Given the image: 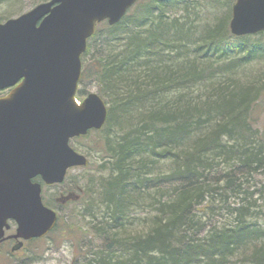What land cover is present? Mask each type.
I'll use <instances>...</instances> for the list:
<instances>
[{"label":"trees","instance_id":"1","mask_svg":"<svg viewBox=\"0 0 264 264\" xmlns=\"http://www.w3.org/2000/svg\"><path fill=\"white\" fill-rule=\"evenodd\" d=\"M170 3L171 0H142L135 14L127 12L113 25L99 23L87 41L81 55L79 84L93 79L99 83L101 97L108 104L105 124L115 131L95 139L99 145L92 147L107 160L106 167H102L106 172L89 175L84 184L76 183L81 194L79 199L70 201H79L84 195L90 200L63 231L67 237L80 235L81 240L84 235L80 229L86 225L80 224V218H89V229L102 240L95 247V254L100 257L97 264H113L119 257L124 258L122 264H211L257 243L263 246L250 251L248 261L264 264V227L251 223L256 218L254 203L244 197L245 201L232 205L226 198L239 192L241 184L236 180V171L264 175V128L256 126L257 118L252 114L264 88L240 86L207 103L203 113L181 111L178 107L171 111L167 104L158 101L183 88L186 79H195L193 67L177 77L163 70L157 61L171 34L177 43L190 36L183 23L177 19L167 21L162 16V9ZM226 22L227 16L222 17L213 29L205 30L206 39L198 47L203 55L219 51V44L228 33ZM234 48L241 51L244 47L240 43ZM206 124H212L210 132L198 133ZM191 140V150L174 151ZM165 159L173 161L168 177L150 174L152 166ZM218 162L230 168L222 177L210 180V171ZM90 163L81 168L86 169ZM166 178L175 184L174 198L167 202L168 197H158L155 202L159 212L144 235L120 237L116 230L126 225L132 205L139 198L148 197L150 188L160 187ZM216 191L220 197H213ZM217 199L230 218V223L223 226L199 216L202 209L201 214H218L212 209L222 208L215 203ZM62 222L63 218L57 216L49 233L58 231ZM206 226L209 229L205 237H196ZM89 236L91 242L95 237Z\"/></svg>","mask_w":264,"mask_h":264},{"label":"water","instance_id":"2","mask_svg":"<svg viewBox=\"0 0 264 264\" xmlns=\"http://www.w3.org/2000/svg\"><path fill=\"white\" fill-rule=\"evenodd\" d=\"M135 1L45 0L0 22V91L10 88L0 96V240L14 221L12 251L56 223L42 184L88 164L69 140L101 128L107 105L96 92L77 102L81 54L97 23H117ZM228 26L235 36L264 31V0H235ZM78 197L69 191L55 201Z\"/></svg>","mask_w":264,"mask_h":264},{"label":"rangeland","instance_id":"3","mask_svg":"<svg viewBox=\"0 0 264 264\" xmlns=\"http://www.w3.org/2000/svg\"><path fill=\"white\" fill-rule=\"evenodd\" d=\"M42 1L45 0H2L0 1V22L15 17ZM141 2L142 0H137L127 15L135 14L136 8ZM233 2L234 0H171V3L162 9V16L167 21L177 19L178 23L185 25L183 29L189 31L190 36H188L189 38L184 37L185 39L177 43L178 40L171 34L168 40L169 43L164 46L165 52L159 55L161 58L157 61H160L163 70L175 73L177 77L185 75L186 70L191 67L195 72L194 80L185 78L187 82L183 84V88L171 91L158 100L167 104L171 111L173 107H178L181 111L188 110L190 113H203L206 111L207 103H212L221 95H229L233 89L240 86L253 85L260 90L264 88V31L244 36H230L228 23ZM225 16H227L225 28L228 33H226L222 43L219 44V51L203 55L198 47L206 39V36H204L206 34L205 30L213 29L216 23ZM240 43L244 47L241 51L234 48L235 45H240ZM221 48L225 49L224 53H222ZM89 92L102 95L100 85L95 79L86 81V84L78 85L77 100L80 101ZM262 94L257 99V105L254 106L252 113L257 118L256 126L259 129L264 128V89ZM211 127L212 124H206L201 127L202 132L198 133H209ZM114 131L106 123L100 130L70 141L75 150L87 156L91 162L90 165L86 169L81 167L70 168L63 182L49 186L44 185L42 188L43 202L55 210L65 223L62 222L58 231L49 233L40 239L29 240L18 250L11 251L10 245H0V264H97L100 257L95 254V251H97L95 247L100 246L102 240L89 229V218H80L82 219L80 224L86 225V227L80 229V232L84 235L81 240L80 235L67 237L63 231L66 229L69 220L75 215L79 216L83 209L88 206L90 196L84 195L79 201H69L64 204H55L54 198L69 190L76 191V183L84 184L89 175L97 176L106 172L102 167H106L107 160L100 158L102 154L92 146L94 144L99 145L98 140L95 139L108 134L113 135ZM117 131L119 133V130ZM192 144L193 140L174 148V151L181 153L185 148L191 150L193 148ZM172 162L170 159H165L155 163L150 174L154 173L160 175V177H168L173 170ZM215 165V168L210 171V180L222 177L223 173L230 168L223 165V162H218ZM240 172L239 170L236 171V180L241 184L239 192L236 194L231 193L226 197L228 204L236 205L238 202L245 201V198L247 202H250L251 199L254 203L253 211L256 216L251 223L264 227V201L262 198L264 196V175L254 173L252 176ZM168 179H163L160 187L150 188L151 194L148 197L139 198L132 205L127 215L126 225L122 229L116 230L120 237L135 238L147 232L154 216L159 212V205L155 202L158 197H168L170 200L167 202L174 198L175 184L172 181L169 182ZM213 197H220L219 192L216 191ZM215 203L218 207H222L220 209L212 207L213 210L219 212L218 214H201L202 209L199 211V216L202 215L209 222L220 226L230 223V218L226 216L220 199L215 200ZM71 226L77 227L78 225L72 224ZM208 229V226H206L201 230V233L196 234V237L204 238ZM89 234L95 237L94 239L91 238L92 243L89 242ZM260 246L263 245L260 243L247 245L236 251L227 260L214 261L211 264H249L247 254ZM114 254L119 255V253ZM122 260L124 258L119 257L117 260H113L112 263L122 264ZM204 264H207V262Z\"/></svg>","mask_w":264,"mask_h":264},{"label":"flooded vegetation","instance_id":"4","mask_svg":"<svg viewBox=\"0 0 264 264\" xmlns=\"http://www.w3.org/2000/svg\"><path fill=\"white\" fill-rule=\"evenodd\" d=\"M14 232H15V226H14V224H12V227L10 226V228H8L7 230H5V232H4V235L5 236H9V237H7L6 239L0 241V245H7V246L10 245L11 246L14 243H16L18 241V239H15V238L12 237V235H13ZM27 241L28 240H26V241L23 242V246L25 245V243Z\"/></svg>","mask_w":264,"mask_h":264}]
</instances>
